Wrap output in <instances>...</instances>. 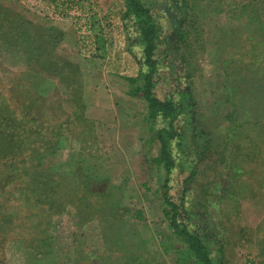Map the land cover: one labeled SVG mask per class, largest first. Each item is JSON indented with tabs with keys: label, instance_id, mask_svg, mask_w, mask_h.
I'll return each instance as SVG.
<instances>
[{
	"label": "trees",
	"instance_id": "16d2710c",
	"mask_svg": "<svg viewBox=\"0 0 264 264\" xmlns=\"http://www.w3.org/2000/svg\"><path fill=\"white\" fill-rule=\"evenodd\" d=\"M23 1L35 10H48V6L36 5V0ZM52 2L55 7L52 14L65 17L69 8L61 1ZM124 2L123 19L130 24L128 30L136 28L142 52L141 62L136 60L140 66L138 74L124 79L129 84L128 94L146 102L147 112L142 123L150 136L149 142L158 144L156 152H150L144 160L156 174L162 198L161 213L170 227L169 233L158 232L162 253H174L175 264H226L225 245L234 235L236 244L246 242L256 250L258 264H264V218L256 227L236 223L244 199L264 204V138L258 139L259 135L257 140L253 136L248 143L245 134V129H262L263 120L253 117L254 120L240 117L239 120L237 116L251 106L246 103L250 99L243 97L242 86L237 87L244 85L248 78L242 77V68L249 71L251 65L234 69L237 83L224 68L219 91L231 111L225 115L224 126L212 133L204 132L195 124L194 114L187 111L192 108L188 94L179 101L156 95L157 50L168 39L163 37L161 26L144 0ZM10 4L0 0V48L22 58L24 68L7 81L10 95L0 79V179L4 175V181L0 182V264H6L5 244L12 237L21 239L25 247L36 253L48 255L53 216L66 211L67 206L74 208L80 223L94 218L99 221L105 245L96 263L90 262L81 254L82 249H78L71 264L158 262L156 253L146 246V240L130 229L129 220L143 221L144 210L125 204L122 184H113L107 177L97 178L83 169L87 158H98V149L94 148L98 136L95 121L85 114L80 67L57 51L64 32L57 26L32 20ZM181 5L174 51L184 62L189 78L195 74L189 71L192 59L205 49V21L219 12L213 0H181ZM235 15L254 35L264 31V17L259 7L244 3L238 6ZM254 25L257 26L252 28ZM217 44L220 55L229 46L240 55L246 41L234 29L226 28L220 32ZM233 61L232 57H226L222 64ZM55 80L61 87L53 83ZM252 85L248 86L247 96L262 115L261 107L255 102V97L260 96V86ZM19 90L24 97L10 104V96ZM228 92L239 96L230 98ZM246 114L255 116L253 111ZM67 134L81 143L82 158L61 173L56 170L53 159L60 138ZM260 134L264 136V131L260 130ZM174 148L182 155L192 156L195 162L202 161L204 169L210 171L209 176L198 178V169L192 170L179 201L169 193L171 173L176 168ZM255 164L258 177L252 175ZM223 175L226 178L222 182ZM102 183L103 187L98 189L96 186ZM194 185L195 193L187 194L192 190L188 186L194 188Z\"/></svg>",
	"mask_w": 264,
	"mask_h": 264
},
{
	"label": "rangeland",
	"instance_id": "374dc122",
	"mask_svg": "<svg viewBox=\"0 0 264 264\" xmlns=\"http://www.w3.org/2000/svg\"><path fill=\"white\" fill-rule=\"evenodd\" d=\"M3 1L9 4V1L19 0ZM57 1L60 2L62 0ZM144 1L152 9L155 20L161 26L163 37L168 39L167 43L160 44L157 50L159 76L154 88L156 95L160 98L172 97L174 100L179 101L184 99V97L182 98L184 94H188L191 98L190 105L192 106V108L187 110L188 113L194 114L195 124L197 123L202 131L212 133L213 130L219 129L227 123L225 115L231 111L225 96L219 91V87L224 81V68H227L228 73L231 74L230 79L232 78L237 83L238 76L234 74V69L250 64L251 70L247 71L243 68L241 70L242 77L247 78L248 76L247 81L249 82L246 81L244 85H238L237 87L242 86V93L243 91L245 93L243 97L250 99L246 103L251 106L247 107L245 113L237 116L242 118V120L262 119V129L255 128L252 130L250 128L251 131L245 129L248 143L253 136L257 139L260 135L261 138L258 139L262 140L264 136L260 134V130L264 131V31L260 30L257 35H254L251 28L244 27L241 24V20L236 18L235 13L238 12V6H241V4H253L255 7L260 8V13L264 17V0H213L214 6H216L215 10L219 13H213L205 21V49L192 59L191 65L193 69L189 68V71L195 72V74L189 78L186 77L187 68L184 62H181L174 51L177 26L181 22L182 17L181 0ZM21 3L36 14V10L27 5L26 2L21 0ZM100 8L108 12L107 15L109 17L104 19L106 25L110 27L111 31L112 29L115 32L119 31V38L126 41L125 45L129 54L124 51L116 54L133 64H135V60L141 62L142 52L137 40V30L135 27H131L128 30L127 28L130 24L123 19V14L126 10L124 0H102L100 4L99 2L90 1L86 4V12L92 9L91 15H93L94 9L96 13ZM79 9V5H77L76 9L73 10L74 14L76 11L81 10ZM102 16L103 13L98 14L97 12L95 16L98 19L97 22L102 21ZM33 19H36V17ZM73 22L79 25L82 32H84V40L86 42L87 40L89 41L90 25L83 18ZM256 26L254 25L252 28ZM226 28L234 29L246 41L240 55L235 52L233 46H229L227 52L222 55L216 50L218 36L222 29ZM113 35L116 38V35ZM249 36L253 37L250 39ZM246 50H248L247 53H245ZM226 57H232L235 61L223 65L222 60ZM23 68L24 61L22 58L0 48V79L3 86L7 85L10 77H13ZM225 80L228 79L226 78ZM255 80L256 82L254 83ZM53 83L57 87H61L56 80ZM252 84L260 86V96L255 97V102L261 107L262 115L259 114L260 111H257V107L252 104L250 96H247L248 86H253ZM125 86L129 89L128 83H125ZM4 88H8L10 95L11 88L8 85ZM24 95L19 90L18 93L10 96L9 103H18ZM227 95L235 99L239 96L235 92H228ZM125 98V103L133 105L132 109L135 112L132 113L133 116H127L130 110L124 106L126 105L125 103L123 105L119 102L120 104L117 107L118 119L121 124L132 126V130L110 131L108 127H101L100 129L96 127L97 130L99 129V135H97L99 137H97V146L94 148L98 149V158H87L82 166L86 172H91L97 178L107 177L113 184L123 185V192L126 196L125 204L129 205V207H140L144 210L145 219L140 222L129 220L130 229L138 232L140 237L146 240L148 249L151 252L154 251L152 252L154 255L156 253L158 262L156 261L154 264H175V254H163L159 246L161 238L158 232L169 233L170 227L161 213L162 198L156 174L149 169L150 164L144 160L150 152L151 154L156 152L158 145L157 142L153 143L154 145L149 142L150 136L146 133V127L142 123L147 112V105L142 99V102H138L139 99L136 100V98H134L136 103L130 102L131 96H129L128 92ZM143 103H145V106ZM247 111H253L255 116L246 114ZM137 123L139 127H136ZM246 125L249 127V124ZM55 150L54 166L61 173L66 168L72 167V163H76L82 158L81 143L68 134L60 138ZM173 150L176 168L171 173L169 193L175 201H179L184 191V182L192 170L198 169V178H204L206 174L209 176L210 171L204 169L202 161L195 162L192 156L182 155L176 148ZM256 167L255 164L253 167L255 170L252 171V175L258 177ZM1 177L0 182L2 183L4 175H1ZM225 178L226 176L223 175L220 180L223 182ZM103 184L96 187L101 189ZM188 187L194 191L192 193L191 190L187 194L193 195L195 193V185L194 188L193 186ZM8 188L10 192H13L12 187ZM263 218L264 204L254 199H244L241 203V215L236 223L241 226L256 227L262 222ZM14 238L12 237L5 244L4 255L6 264H71L72 260L78 255V249H82L81 254L83 256L86 255L90 262L96 263L97 257L105 249L99 221L94 218L80 223L78 215L72 206H67L66 211L53 216L50 229L51 248L48 255L38 254L34 250L25 247L21 239ZM231 240L229 244L225 245L226 264H258L254 248L244 241L236 244L234 235H232Z\"/></svg>",
	"mask_w": 264,
	"mask_h": 264
},
{
	"label": "crops",
	"instance_id": "0c3cea01",
	"mask_svg": "<svg viewBox=\"0 0 264 264\" xmlns=\"http://www.w3.org/2000/svg\"><path fill=\"white\" fill-rule=\"evenodd\" d=\"M90 1L99 2L100 4L102 0H62V5L65 4L69 8L65 17L52 14L51 10L55 8L52 0L36 1L40 7L48 6V12H41V9H36V14L26 8V5L21 3V1H9V3H11L12 7L20 10L25 16L36 22H45V24H51L62 29L64 39L57 51L64 58L78 63L82 75L83 97L86 103L85 114L88 118L95 121L96 127L99 129L101 127H108L110 131L120 129L132 130V126L129 124L123 125L120 123L117 107L120 104L119 102L121 104L125 103V97L129 90L125 86L127 81L124 79V76H136L139 65L136 60V62L134 61L135 64H133L116 54L123 51L129 54L125 45L126 41L119 38V31L115 32L114 29L111 31L110 27L104 22V19L109 17L107 15L108 12L101 8L97 11L98 14L103 13V23L102 21L97 22L98 19L95 17L97 12L95 13V9L93 15H91V11L86 12V4ZM77 5H79L81 10L79 9L80 11H76L74 14L73 10L76 9ZM78 16L90 25V40H87V42L84 40V32H82L80 26L73 22L78 19ZM34 17L36 19H33ZM113 34L116 35V38ZM134 98L131 96L130 102L136 103L138 98L136 100ZM139 101L142 102L141 99ZM143 105L145 106V103ZM124 106L130 110L127 116H133L132 113L135 112L132 109L133 105L126 104ZM137 126L139 127L138 123ZM98 130L97 135H99Z\"/></svg>",
	"mask_w": 264,
	"mask_h": 264
}]
</instances>
